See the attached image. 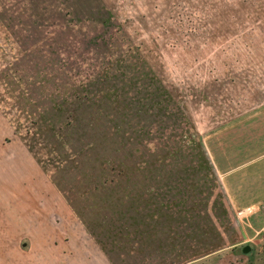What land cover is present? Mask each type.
Returning <instances> with one entry per match:
<instances>
[{
  "label": "rangeland",
  "instance_id": "obj_1",
  "mask_svg": "<svg viewBox=\"0 0 264 264\" xmlns=\"http://www.w3.org/2000/svg\"><path fill=\"white\" fill-rule=\"evenodd\" d=\"M0 264H264V0H0Z\"/></svg>",
  "mask_w": 264,
  "mask_h": 264
},
{
  "label": "built area",
  "instance_id": "obj_2",
  "mask_svg": "<svg viewBox=\"0 0 264 264\" xmlns=\"http://www.w3.org/2000/svg\"><path fill=\"white\" fill-rule=\"evenodd\" d=\"M247 212H248V210L240 211V212L238 213V217H239V218H242V217L246 216V213H247Z\"/></svg>",
  "mask_w": 264,
  "mask_h": 264
},
{
  "label": "water",
  "instance_id": "obj_3",
  "mask_svg": "<svg viewBox=\"0 0 264 264\" xmlns=\"http://www.w3.org/2000/svg\"><path fill=\"white\" fill-rule=\"evenodd\" d=\"M250 251H251V247H249V246H246V247L243 249V253H244V254H249Z\"/></svg>",
  "mask_w": 264,
  "mask_h": 264
},
{
  "label": "crops",
  "instance_id": "obj_4",
  "mask_svg": "<svg viewBox=\"0 0 264 264\" xmlns=\"http://www.w3.org/2000/svg\"><path fill=\"white\" fill-rule=\"evenodd\" d=\"M259 191H261V190H259ZM244 210H247V209H244ZM241 211H243V210H241ZM239 213V212H238Z\"/></svg>",
  "mask_w": 264,
  "mask_h": 264
}]
</instances>
